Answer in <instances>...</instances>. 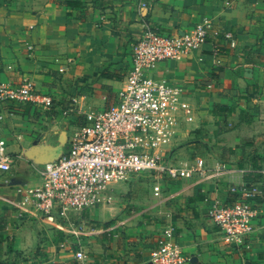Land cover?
I'll list each match as a JSON object with an SVG mask.
<instances>
[{"label": "crops", "instance_id": "0c3cea01", "mask_svg": "<svg viewBox=\"0 0 264 264\" xmlns=\"http://www.w3.org/2000/svg\"><path fill=\"white\" fill-rule=\"evenodd\" d=\"M206 19L223 33L154 73L179 85L194 110V121L180 118L159 169L114 183L111 202L66 215L15 205L17 188L42 184L44 164L67 151L86 113L117 100L146 23L177 33ZM23 76L55 103L5 106L0 138L12 161L0 169V196L10 200L0 198V264H83L80 251L90 264L145 262L170 225L186 264H264V195L240 249L207 216L216 201L235 202L233 185L264 190V0H0V82ZM197 158L203 173L168 176L169 165Z\"/></svg>", "mask_w": 264, "mask_h": 264}, {"label": "built area", "instance_id": "2783aa9c", "mask_svg": "<svg viewBox=\"0 0 264 264\" xmlns=\"http://www.w3.org/2000/svg\"><path fill=\"white\" fill-rule=\"evenodd\" d=\"M142 5L147 6L145 1ZM222 33L223 30L208 19L177 33L159 31L146 23L143 35L134 45L132 68L117 100L104 109L86 113L85 122L72 130L67 151L44 164L42 184L17 188L22 198L15 205L24 211L47 216L58 209L66 215L72 209L111 202L113 193L110 190L114 183L159 169V160L172 143L180 118L194 121V110L184 100L179 85L156 77L154 73L162 61L181 59L199 49L209 38ZM224 34L230 36L226 31ZM54 103V97L37 90L27 76L19 81L0 82V123L7 117L5 106L31 104L49 109ZM6 146V141L0 138V169L10 171L12 157ZM205 170L204 158L166 168L173 180ZM230 190L238 195L235 202L216 201L208 209L207 216L217 225L224 242L240 249L254 231L259 212L257 203L264 190L257 184L233 185ZM0 198L8 200L5 196ZM75 258L90 264L88 256L81 251ZM188 260L176 240L174 226L170 225L162 230L158 245L148 260L135 264H186ZM35 264L51 263L39 260Z\"/></svg>", "mask_w": 264, "mask_h": 264}, {"label": "rangeland", "instance_id": "374dc122", "mask_svg": "<svg viewBox=\"0 0 264 264\" xmlns=\"http://www.w3.org/2000/svg\"><path fill=\"white\" fill-rule=\"evenodd\" d=\"M65 131H66V130H65ZM69 137H70V136H69ZM68 140H69V139H68ZM136 176H137V175H136ZM136 176L134 175L133 178H131V179L128 180V181H125L126 183H123V184H127V185H128L129 183H130L131 185H132V184H135L136 182L139 181V180L136 179ZM120 185H122V184H120ZM120 185H118V186H120Z\"/></svg>", "mask_w": 264, "mask_h": 264}]
</instances>
